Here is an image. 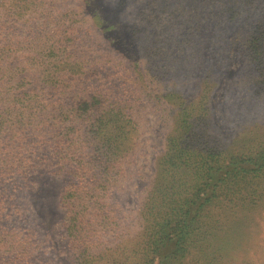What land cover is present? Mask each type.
I'll return each instance as SVG.
<instances>
[{"label":"rangeland","instance_id":"374dc122","mask_svg":"<svg viewBox=\"0 0 264 264\" xmlns=\"http://www.w3.org/2000/svg\"><path fill=\"white\" fill-rule=\"evenodd\" d=\"M256 36L264 0H0V264H157L160 255L141 248L164 209L147 204L179 116L190 114L204 136L199 158L264 152ZM95 95L117 100L111 112L125 114L117 127L127 137L111 139L109 159L72 181L66 144H54L91 134L64 112ZM252 176L219 183L173 264H264V198ZM256 182L264 188V176ZM69 183L83 187V241L65 222Z\"/></svg>","mask_w":264,"mask_h":264},{"label":"trees","instance_id":"16d2710c","mask_svg":"<svg viewBox=\"0 0 264 264\" xmlns=\"http://www.w3.org/2000/svg\"><path fill=\"white\" fill-rule=\"evenodd\" d=\"M263 47L264 38L256 36L253 47L255 51V54H253L254 60H260L259 57L263 54ZM97 96L95 95L92 101H85L82 107H78V111L75 110L78 113L73 111L64 112L65 119L77 116L74 120L80 124L77 132L80 130L92 131L91 134H81L80 140L69 137L65 142L59 140L54 144V148L59 147L61 149L66 144L64 146L66 147V156L63 155V158L68 161L72 168L70 172L72 181L75 178L80 179V181L84 180V177L88 176L91 170L104 162L103 156L109 159L110 152L107 151L111 147L109 143L111 139H115L114 143L119 144L120 142L122 144V140L127 137V132L120 126L117 127L118 119L126 118L125 114L118 113L119 116H117L111 112L110 104L113 105L114 109L118 105L117 100L111 101ZM179 117L180 126H178V131L168 139V143L172 147V153L164 159L167 166L164 168L162 175L163 183L157 185L153 200H150L147 204L150 207L156 202L164 209L163 213H158L157 217L154 216V221H151L152 233L147 236V241L144 242V246L141 248V253L145 257L148 256L149 252L160 255L157 264H173V261L187 254L188 240L195 231L196 219L204 206L212 200L219 183L225 178L230 176L238 178L241 174L252 173L251 180L256 179L257 181L260 179V181H263L264 176V152L247 157V160L242 157L228 158L223 156H215V159H212L213 156L210 157L209 155L199 158L200 151L197 150L196 142L204 140V136L190 126V123H192L190 114L186 113ZM50 121L51 118L42 122V125L44 127L51 126ZM197 121L196 125L199 126L201 122L205 121V116L200 117L201 122L199 118H197ZM79 146H82L84 151L88 150L86 154L83 150H80L84 154L83 157H79L75 151L73 152ZM184 147L189 148V150ZM64 153L62 151V154ZM118 165L119 161L117 160L116 166L118 167ZM249 165L251 167H247ZM184 175H186L185 179ZM193 179H196L197 182H194ZM92 180H95V177ZM256 181L251 185L258 187L257 197L264 198V188ZM97 182L99 184V181ZM69 184L67 185L68 191L66 190L63 197L66 205H68L65 222L70 238L74 242L83 241L81 240L82 234L77 231L79 228H83L84 224L83 211L77 205V199L82 197L79 196V193L83 187H75L71 183ZM102 184H99V186L101 187ZM191 189H193L192 192ZM89 197V200L94 201L95 198H99L98 194H92ZM85 238L86 234L83 239ZM147 264H154V259H149Z\"/></svg>","mask_w":264,"mask_h":264}]
</instances>
